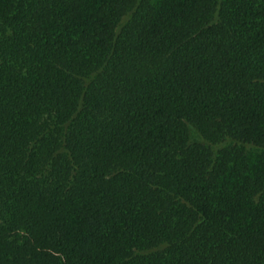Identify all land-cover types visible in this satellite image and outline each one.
Masks as SVG:
<instances>
[{
    "label": "trees",
    "instance_id": "obj_1",
    "mask_svg": "<svg viewBox=\"0 0 264 264\" xmlns=\"http://www.w3.org/2000/svg\"><path fill=\"white\" fill-rule=\"evenodd\" d=\"M0 264H264V0H0Z\"/></svg>",
    "mask_w": 264,
    "mask_h": 264
}]
</instances>
